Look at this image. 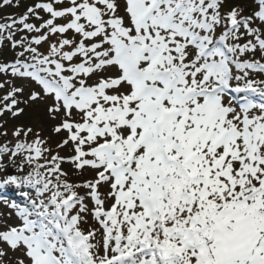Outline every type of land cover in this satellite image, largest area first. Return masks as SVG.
<instances>
[{"label": "rangeland", "instance_id": "374dc122", "mask_svg": "<svg viewBox=\"0 0 264 264\" xmlns=\"http://www.w3.org/2000/svg\"><path fill=\"white\" fill-rule=\"evenodd\" d=\"M212 1L157 0L159 8L150 0L33 2L34 8L40 5L37 15L26 17L27 23L48 22V26L38 35L24 34L25 44L16 45L11 34L4 38L2 44L7 50L24 53H18L14 60L26 61L31 69L18 65L12 74L8 69L0 72V111L4 112L2 120L10 115L17 93L16 100L28 111L24 116L39 129L58 131L62 142L59 156L80 171L77 180L65 182L68 192L75 193L76 209L69 212V201H63L50 212L40 208L31 196L25 205L0 201V264H39L44 257L48 264L54 258L63 264H117L115 244L119 236L122 248L130 249L127 264H264V164L259 163V157L264 158V107L255 106L246 113L227 98L219 97L210 105L176 98L222 81L253 86L258 94H264V85L257 79L238 81L234 73L227 81L204 70L209 58L199 57L200 37L204 46L228 40L226 47L234 49L229 65L236 60L264 65V48L255 46L264 37L251 29H246L249 37L241 42L234 30L230 35L218 34L236 21L235 9L223 11L230 0ZM8 3L4 2L2 15H8ZM201 7L205 9L198 14ZM16 12L4 15L5 21L9 19L7 26L13 24L10 29L15 17L20 16ZM150 12L152 16L141 21ZM65 14L67 21H60ZM167 16H173L171 30L165 26ZM56 24L61 26L57 28L61 35L54 33ZM70 25L75 29L88 27L77 31L78 38L66 49L62 42L75 37L66 29ZM185 30L194 36L183 40L182 45ZM41 48L51 57V66L44 60L48 56H41ZM138 50L142 53L137 54ZM243 50L252 59L243 58ZM220 55V65L229 72L222 64L225 54L220 51L216 57ZM125 64L144 74L175 65L180 73L174 77L175 85L166 82L169 87L150 94L140 91L142 84L131 79ZM241 68L245 75V67ZM40 78L46 83L41 84ZM48 81L59 82L64 92L52 91ZM83 87L91 91L79 96ZM174 89L180 95L175 96ZM11 91H15L14 97L9 95ZM3 104H7L5 111ZM164 115L169 119L162 120ZM161 120V136L167 139L165 146L176 168L164 164L167 157L156 128ZM244 130L249 131L250 138ZM111 154L121 156L133 170L124 176L118 174L112 159L110 164ZM199 155L203 159L199 160ZM151 170L156 178L153 184L150 178L145 188L141 176ZM30 171L37 181L48 176L34 173L39 169L33 166ZM136 174L139 181H135ZM194 177L206 178L207 182H195ZM43 187V195L50 197L53 185L47 182ZM143 190L148 192L150 209L137 201ZM23 206L25 214L21 212ZM181 215L183 221L177 220ZM42 223V231L47 230L41 231L43 239L37 235ZM46 235L50 243L47 248H59L54 255H47L38 245L46 242ZM106 237L110 240L107 247L103 243ZM127 239L132 242L128 244Z\"/></svg>", "mask_w": 264, "mask_h": 264}, {"label": "trees", "instance_id": "16d2710c", "mask_svg": "<svg viewBox=\"0 0 264 264\" xmlns=\"http://www.w3.org/2000/svg\"><path fill=\"white\" fill-rule=\"evenodd\" d=\"M5 1L10 3L8 15L15 11L20 15L13 20L15 21L13 29H10L13 24L7 26L9 19L6 21L4 20V15H8H2ZM34 1L35 0H0V72L8 69V73L12 74L14 69L8 67V62L13 60V57L18 55V53L19 55L24 54L21 50L19 52L7 50L8 46L6 47L2 44L4 38H8L7 35L11 34V37L17 40V42H15L16 45L25 44L26 42L23 40L24 34H28V37L35 36V34L38 35L41 33V29L44 31L48 26V22L41 23L39 21H29L27 23L28 19H31V16L33 17L37 15L35 12L37 9L34 8ZM263 6L264 0H230L225 4L223 11L225 12L230 8H234V17L240 24L244 25L239 34L241 40L249 37L248 30L246 29L253 30L256 36L264 37ZM261 10L263 11L262 14ZM27 16L29 17L28 19H26ZM67 19L68 16L65 14L61 17L60 21H67ZM22 23V28H19V25ZM55 27L56 29L58 27L59 29L61 28L60 24H56ZM35 28H37V30H35ZM59 29L55 30L56 32L54 33H56V35L62 34L59 32ZM68 29L73 32L75 37L62 42L63 47H66V49L70 47V43L76 41L78 38L77 34L79 33H77L78 30L74 27L70 26ZM255 46H258L257 49L262 48L257 44H255ZM40 50L41 56H48L47 59H44V57L42 58L49 62V65L51 66V57H49L42 48ZM240 54L246 59H252L246 50H244V52L241 51ZM255 75L258 79L264 80V74ZM9 95L14 97L15 91H11ZM16 98H18L17 93L11 104L10 115L6 119L2 120L4 117V115L2 116V113L4 112L2 110V112L0 111V195L15 200L19 199V193L26 190L31 196L40 198V195H43V187L38 186L37 189L31 187L32 183L37 181V179L33 177V172L30 171L33 166L36 169H39V171H35L34 173L44 172L43 175L48 174V176L46 175V182L53 185L51 196H54V199H57L58 196L59 200H65L67 199L68 194L71 193L68 192L69 186L65 185L66 180H77V173L80 171L72 162L61 159L59 156L62 151V142L58 131L50 133L49 131L39 129L36 126V123L30 120V117L24 116V113L28 111L25 109L24 103L21 104ZM19 103L22 107L19 106ZM5 109H7V104H3V110L5 111ZM65 174L67 176H65ZM77 199L80 200L81 198ZM52 207H54L53 204L47 206V208ZM179 219L182 221V217Z\"/></svg>", "mask_w": 264, "mask_h": 264}, {"label": "bare ground", "instance_id": "6f19581e", "mask_svg": "<svg viewBox=\"0 0 264 264\" xmlns=\"http://www.w3.org/2000/svg\"><path fill=\"white\" fill-rule=\"evenodd\" d=\"M39 264H48L47 263V259L44 257L42 259L39 260Z\"/></svg>", "mask_w": 264, "mask_h": 264}]
</instances>
